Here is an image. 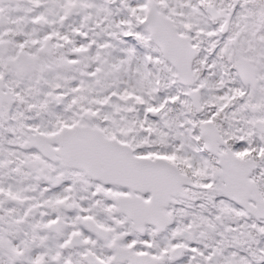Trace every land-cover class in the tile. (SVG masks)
<instances>
[{
    "label": "snow or ice",
    "instance_id": "snow-or-ice-1",
    "mask_svg": "<svg viewBox=\"0 0 264 264\" xmlns=\"http://www.w3.org/2000/svg\"><path fill=\"white\" fill-rule=\"evenodd\" d=\"M0 264H264V0H0Z\"/></svg>",
    "mask_w": 264,
    "mask_h": 264
}]
</instances>
